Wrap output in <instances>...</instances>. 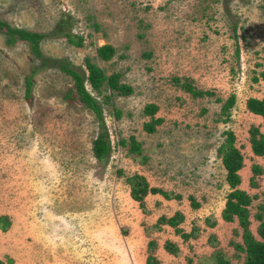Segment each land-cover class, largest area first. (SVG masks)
I'll return each mask as SVG.
<instances>
[{
	"label": "rangeland",
	"instance_id": "rangeland-1",
	"mask_svg": "<svg viewBox=\"0 0 264 264\" xmlns=\"http://www.w3.org/2000/svg\"><path fill=\"white\" fill-rule=\"evenodd\" d=\"M0 19L49 35L45 55L86 74L91 61L133 89L105 86L97 97L112 147L99 161L100 121L73 78L41 67L28 43L8 45L0 29V264H244L242 219L222 217L231 189L218 150L232 132L244 161L239 189L253 199L250 232L261 240L264 156L253 154L249 132L264 134V121L246 103L264 97V81H254L264 71V0H0ZM105 44L115 48L107 61L97 53ZM176 78L213 96L194 97ZM148 104L163 120L154 133L143 129ZM134 175L172 198L150 194L143 211L126 183ZM177 212L187 240L174 227L154 228Z\"/></svg>",
	"mask_w": 264,
	"mask_h": 264
},
{
	"label": "trees",
	"instance_id": "trees-1",
	"mask_svg": "<svg viewBox=\"0 0 264 264\" xmlns=\"http://www.w3.org/2000/svg\"><path fill=\"white\" fill-rule=\"evenodd\" d=\"M0 29L5 30L6 42L8 45H14L15 43L22 41L30 45L31 51L40 62L39 65L45 69L56 68L61 72L72 77L75 82L76 95L78 99L90 110H92L100 121L101 132L94 141L93 153L94 157L99 161H103L109 157L112 151L110 135L105 128V124L102 120V111L100 105L97 101V97L101 95V91L105 86L109 89L117 91L123 95H129L133 92V89L125 84H121L117 76L108 77L105 72L98 67L95 63L91 61L86 62L87 74L80 73L76 68L64 58H53L47 56L43 53L41 48V42L47 38L49 35L34 32L28 29L15 27L10 25L8 22L0 19ZM236 31V30H235ZM68 42L80 46L82 44V37L73 36L66 33ZM100 59L107 61L110 60L115 54V48L112 45L105 44L97 50ZM239 54V49L237 50ZM35 72V71H34ZM264 81V71L260 72L258 76L254 77V81L259 82ZM175 82L180 86L185 92L191 94L194 97L201 96H213L211 91H200L194 85L192 81H181L180 78H176ZM87 85L90 87V91L87 89ZM33 83L29 78L26 79V98L28 100L32 99ZM77 98L76 96L68 93L65 98L69 99ZM236 101V96H230L226 103L222 107V114H227ZM248 110L260 117L264 121V97L262 98H250L247 100ZM158 106L156 104H148L144 108V115L149 117V120L143 124V129L148 133H154L157 127L162 123V119L157 118ZM114 115L119 118L121 112L116 110ZM225 142L220 146L218 152L222 154V164L227 172L226 182L229 185L231 192L228 194L225 208L222 212V217L227 222H232L235 218L242 219V225L245 229V246H246V260L244 264H264V221L258 228V235L261 240L257 239L253 233L250 232L249 226V207L252 205L253 199L244 191L239 189L241 177L239 171L243 168V156L240 150L237 148L235 141L236 137L232 132H226ZM249 142L253 154L256 156H264V134H262L259 129L253 128L249 132ZM131 148L129 153L139 154L141 153V145L137 140L131 138ZM125 144V141H122ZM263 169L260 166H253V175L257 176L262 173ZM127 185L130 187L131 198L138 202L143 211L145 210V199L150 194H159L165 198H172V195L162 189L153 188L149 185L147 179L140 175H134L126 179ZM256 185V184H255ZM175 198H180V196H175ZM196 208L198 205L193 203ZM264 208V205H260ZM262 218V216H260ZM184 221V216L181 213L173 215L172 217L162 216L159 218L154 228L160 231L163 226L168 225L174 227L175 231L184 240L190 238L189 233H183L177 226H179ZM1 227L6 229V223H0ZM155 242L153 241L152 251L155 249ZM165 249L176 254L178 252L177 247L172 242H166ZM240 248V246H239ZM226 264V263H225Z\"/></svg>",
	"mask_w": 264,
	"mask_h": 264
},
{
	"label": "clouds",
	"instance_id": "clouds-1",
	"mask_svg": "<svg viewBox=\"0 0 264 264\" xmlns=\"http://www.w3.org/2000/svg\"><path fill=\"white\" fill-rule=\"evenodd\" d=\"M88 73V72H87Z\"/></svg>",
	"mask_w": 264,
	"mask_h": 264
}]
</instances>
